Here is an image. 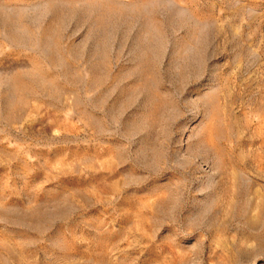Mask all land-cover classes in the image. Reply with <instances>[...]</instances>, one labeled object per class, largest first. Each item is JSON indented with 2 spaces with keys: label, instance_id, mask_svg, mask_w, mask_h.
<instances>
[{
  "label": "rangeland",
  "instance_id": "rangeland-1",
  "mask_svg": "<svg viewBox=\"0 0 264 264\" xmlns=\"http://www.w3.org/2000/svg\"><path fill=\"white\" fill-rule=\"evenodd\" d=\"M0 264H264V0H0Z\"/></svg>",
  "mask_w": 264,
  "mask_h": 264
},
{
  "label": "bare ground",
  "instance_id": "bare-ground-1",
  "mask_svg": "<svg viewBox=\"0 0 264 264\" xmlns=\"http://www.w3.org/2000/svg\"><path fill=\"white\" fill-rule=\"evenodd\" d=\"M258 261H260V259H259ZM258 261H257V262H258Z\"/></svg>",
  "mask_w": 264,
  "mask_h": 264
}]
</instances>
